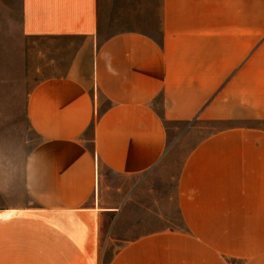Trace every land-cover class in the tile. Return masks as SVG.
Returning a JSON list of instances; mask_svg holds the SVG:
<instances>
[{"label": "crops", "instance_id": "0c3cea01", "mask_svg": "<svg viewBox=\"0 0 264 264\" xmlns=\"http://www.w3.org/2000/svg\"><path fill=\"white\" fill-rule=\"evenodd\" d=\"M100 13L22 0L0 49V72H51L0 264H264V0H161L155 35L103 37Z\"/></svg>", "mask_w": 264, "mask_h": 264}, {"label": "rangeland", "instance_id": "374dc122", "mask_svg": "<svg viewBox=\"0 0 264 264\" xmlns=\"http://www.w3.org/2000/svg\"><path fill=\"white\" fill-rule=\"evenodd\" d=\"M100 11L103 37L124 31L154 35L160 31L161 0H100ZM21 21L22 0H0V49L9 46L5 44L7 39L20 37ZM33 69L32 72H0V104L5 106L0 109L1 207H12L27 201L22 172L25 157L16 155L13 148L23 136V108L28 91L51 73L40 69L34 72ZM184 128L185 125H180L178 129H173L171 137ZM192 143L193 139H189L180 146V158Z\"/></svg>", "mask_w": 264, "mask_h": 264}]
</instances>
